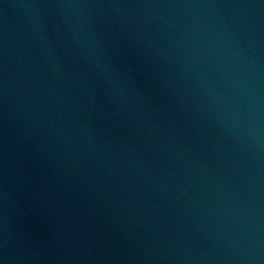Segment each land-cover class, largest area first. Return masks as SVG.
<instances>
[{
    "label": "water",
    "instance_id": "obj_1",
    "mask_svg": "<svg viewBox=\"0 0 264 264\" xmlns=\"http://www.w3.org/2000/svg\"><path fill=\"white\" fill-rule=\"evenodd\" d=\"M0 264H264V0H0Z\"/></svg>",
    "mask_w": 264,
    "mask_h": 264
}]
</instances>
